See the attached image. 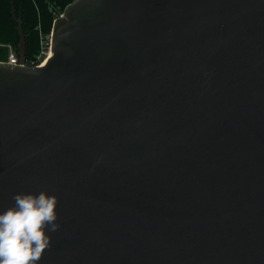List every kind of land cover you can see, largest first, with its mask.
I'll return each mask as SVG.
<instances>
[{
    "label": "water",
    "instance_id": "obj_1",
    "mask_svg": "<svg viewBox=\"0 0 264 264\" xmlns=\"http://www.w3.org/2000/svg\"><path fill=\"white\" fill-rule=\"evenodd\" d=\"M51 30L0 61V213L58 197L37 264H264V0H73Z\"/></svg>",
    "mask_w": 264,
    "mask_h": 264
},
{
    "label": "clouds",
    "instance_id": "obj_2",
    "mask_svg": "<svg viewBox=\"0 0 264 264\" xmlns=\"http://www.w3.org/2000/svg\"><path fill=\"white\" fill-rule=\"evenodd\" d=\"M14 204L0 213V264H37L51 247L58 197L45 191L18 193Z\"/></svg>",
    "mask_w": 264,
    "mask_h": 264
},
{
    "label": "trees",
    "instance_id": "obj_3",
    "mask_svg": "<svg viewBox=\"0 0 264 264\" xmlns=\"http://www.w3.org/2000/svg\"><path fill=\"white\" fill-rule=\"evenodd\" d=\"M73 0H0V61L8 57L7 47L19 58L36 62L40 35L47 34L53 20Z\"/></svg>",
    "mask_w": 264,
    "mask_h": 264
},
{
    "label": "built area",
    "instance_id": "obj_4",
    "mask_svg": "<svg viewBox=\"0 0 264 264\" xmlns=\"http://www.w3.org/2000/svg\"><path fill=\"white\" fill-rule=\"evenodd\" d=\"M62 11L57 14L56 17L61 16ZM52 40V30L47 34L40 35V51L37 56V61L33 62L25 59L24 57L19 58L13 53H9L7 57V62L10 64L26 65V66H42L50 57V46Z\"/></svg>",
    "mask_w": 264,
    "mask_h": 264
},
{
    "label": "rangeland",
    "instance_id": "obj_5",
    "mask_svg": "<svg viewBox=\"0 0 264 264\" xmlns=\"http://www.w3.org/2000/svg\"><path fill=\"white\" fill-rule=\"evenodd\" d=\"M7 50H8V55H9V53H13L14 55H16V56H17V53L15 52V50H14V48H13V47H11V46H8V47H7Z\"/></svg>",
    "mask_w": 264,
    "mask_h": 264
}]
</instances>
